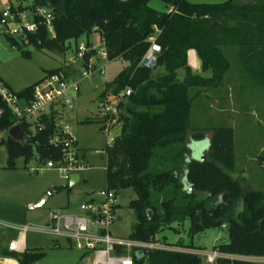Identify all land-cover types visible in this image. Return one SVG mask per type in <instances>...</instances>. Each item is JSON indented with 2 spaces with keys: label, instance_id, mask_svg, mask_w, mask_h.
Wrapping results in <instances>:
<instances>
[{
  "label": "trees",
  "instance_id": "16d2710c",
  "mask_svg": "<svg viewBox=\"0 0 264 264\" xmlns=\"http://www.w3.org/2000/svg\"><path fill=\"white\" fill-rule=\"evenodd\" d=\"M161 1L173 11L158 12L149 6V0H33L27 9L14 7L8 0L3 4H10L14 12L31 10L37 23V9H51L56 38H50L41 25L27 38L37 50L64 54L67 42L83 37L89 41L98 32L106 43L110 62L122 60L127 64L112 83L106 84L107 92L131 88L132 95L127 112L121 116L120 133L107 149L105 194L127 188L135 191L137 198L129 204L137 220L131 239L172 246L157 240V235L176 222L189 221L193 237L212 228L227 229L229 243L214 247L221 254L262 257L264 191L239 182L222 167L234 165L233 129H217L206 153L210 158L200 160L192 159L188 151L187 132L195 99L192 88L204 85L217 89L231 70L225 47L237 48L242 70L256 85L264 87V0L198 5L189 0ZM153 36L162 48L157 67L165 70L156 77L153 70L139 67ZM190 50L197 52L203 72H211V78L193 74L188 62ZM180 70L185 72L184 81L178 78ZM54 72L57 70L47 73ZM0 83L5 86L1 78ZM33 86L16 94L29 101ZM58 120V113L52 112L35 123L34 131L32 125H21L28 136L25 144L8 136L9 167H15L18 156H23L26 163L36 156L41 164L60 159L62 150L49 144L59 131ZM15 123L16 118L0 96V133L9 132ZM260 159L264 163V156ZM149 211L153 212L152 219ZM0 255L16 258L20 264H32L43 257L41 252L17 255L10 250H2ZM136 264H202V258L189 252L153 250L140 260L137 256Z\"/></svg>",
  "mask_w": 264,
  "mask_h": 264
},
{
  "label": "rangeland",
  "instance_id": "374dc122",
  "mask_svg": "<svg viewBox=\"0 0 264 264\" xmlns=\"http://www.w3.org/2000/svg\"><path fill=\"white\" fill-rule=\"evenodd\" d=\"M1 2L2 8L6 7ZM14 7L27 9L33 0H8ZM192 4H224L229 0H189ZM254 2L256 0H241ZM149 6L161 13L168 12V7L161 0H149ZM32 17L33 12L27 10ZM98 34L90 39L97 45ZM86 37L78 41L66 43L64 54L48 50H37L27 39L12 37L0 31V78L12 93H19L43 79L47 72L58 70L70 57H74L76 47L85 42ZM225 54L230 59L232 67L226 74L223 84L217 89L204 85L194 87L191 96L195 97L190 127L187 132V145L191 148L192 159H209L206 153L211 149L217 129L230 127L233 129V166L225 168L227 173L238 177L239 182L257 191H264V87L256 85L251 76L242 70L237 58V48L225 47ZM189 64L196 74L203 75L200 59L195 51L189 56ZM104 78L95 82L84 80L81 93L74 110H66L57 121L58 127H66L78 142V149L85 171L78 173L79 181L70 185L61 172L49 169L44 173L37 172L41 164L36 156L26 163L23 156L15 159V167L10 168L8 151L5 141L9 133H0V214L11 226L44 227L50 223L52 212L63 214H81L86 205L97 206L103 201L101 191H107L106 167L107 149L111 146L108 135L103 129L102 120L98 114V106L106 84L112 83L127 66L122 60L103 62ZM78 76L83 72L81 63L76 65ZM163 68H155L152 75L163 74ZM209 72H206L208 74ZM181 81L185 72L178 71ZM206 76V75H204ZM203 76V78H204ZM109 92H112L110 90ZM130 105V100L124 99L123 113ZM120 130L113 132L118 136ZM55 189H60L55 192ZM115 203L118 206L116 219L110 231L116 237L129 238L137 220L129 208L132 200L137 198L132 188L113 191ZM34 203L31 207L29 204ZM36 202V203H35ZM214 201L210 202L212 205ZM41 206L37 207L38 205ZM29 244L42 248L43 257L32 264H90L89 256L84 257L73 244L64 239L38 233H29ZM157 240L171 244L170 250L202 255L211 253L214 247L229 243V234L225 227L212 228L195 237L190 233V222L174 223L172 228H166L157 235ZM196 249H192V247ZM202 264H209L202 257ZM214 264H222L217 261Z\"/></svg>",
  "mask_w": 264,
  "mask_h": 264
},
{
  "label": "built area",
  "instance_id": "2783aa9c",
  "mask_svg": "<svg viewBox=\"0 0 264 264\" xmlns=\"http://www.w3.org/2000/svg\"><path fill=\"white\" fill-rule=\"evenodd\" d=\"M3 8V20L0 31L8 33L12 37L19 36L27 39L29 35L39 31L44 26L50 38H56L54 15L48 7H40L35 15L40 22L27 15V12H14L11 5ZM169 11H173L170 9ZM97 45L86 40L76 47L74 57L66 60V63L54 73L46 76L33 86L32 99L27 101L10 92L0 83V96L6 103L11 113L16 118L14 127L24 124L32 125L42 117L52 112L60 117L66 110H74L77 99L81 93V85L84 80L95 82L98 78H104V66L101 64L110 62L106 43L98 32ZM162 48L157 42V37L150 38V46L142 58L139 67L146 70H154L158 65ZM81 63L83 72L78 76L76 65ZM69 70L70 73L68 72ZM132 95L131 88L122 89L119 92H107L98 106V114L102 120L103 129L107 133L108 142L112 145L117 136L115 130L121 129V116L123 114V101ZM59 131L50 139L49 144L54 148H60L62 154L58 160H50L40 164L37 172L44 173L49 169H56L70 181L72 175L85 171L88 167L82 162L78 142L71 135L68 128L58 127ZM9 133V132H8ZM104 199L97 206L86 205L81 214H63L52 212L50 223L44 227L19 226L12 227L19 231V238L9 245L12 252L24 253V238L29 233L47 235L55 239H64L73 244L84 257L89 256L90 264H136L138 253H148L153 250H170L163 242H142L129 238L114 236L110 228L116 219L117 205L113 192L104 194ZM202 257L209 264L216 263L219 259L240 260L251 263L264 264V256H228L218 251L202 253Z\"/></svg>",
  "mask_w": 264,
  "mask_h": 264
},
{
  "label": "crops",
  "instance_id": "0c3cea01",
  "mask_svg": "<svg viewBox=\"0 0 264 264\" xmlns=\"http://www.w3.org/2000/svg\"><path fill=\"white\" fill-rule=\"evenodd\" d=\"M192 51H195V50H190L189 51V53H188V62H189V58H190L189 56L192 53ZM190 67L192 68V71H193L194 75H198V76H201V77L206 75V76H204V78H206V79L211 78V76H212L211 72H209L208 74L203 72L201 61H200V67H198V68L201 69L203 75L196 74L194 72L193 67L191 65H190ZM179 80H181V79L179 78ZM29 205L32 207L34 205V203L32 202ZM6 221L7 220H5V218L2 217L1 214H0V251H2V250H8L9 251L10 243L13 242V241L18 240V238H19V231L14 229V228H12L13 226H11L10 224H7L8 222H6ZM14 227H17V226H14ZM23 243H24V248H25L24 253L25 252H41L42 251V248L29 244L28 236H26L24 238ZM14 253H16L17 255L24 254V253H18V252H14ZM0 264H20V262L16 258L6 257V256L0 255Z\"/></svg>",
  "mask_w": 264,
  "mask_h": 264
},
{
  "label": "water",
  "instance_id": "95a60500",
  "mask_svg": "<svg viewBox=\"0 0 264 264\" xmlns=\"http://www.w3.org/2000/svg\"><path fill=\"white\" fill-rule=\"evenodd\" d=\"M9 136H11L13 139H15L17 142H20L22 144H25L28 140V136L22 131V128L19 126L13 127L10 131H9ZM79 175H72L70 178V185H74L79 181ZM105 192L101 191L100 195H104ZM42 204L38 205L37 207L41 206ZM153 217V212L149 211V218L152 219ZM147 255V253L143 252V253H138V258L139 260L144 258Z\"/></svg>",
  "mask_w": 264,
  "mask_h": 264
}]
</instances>
